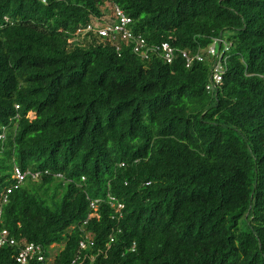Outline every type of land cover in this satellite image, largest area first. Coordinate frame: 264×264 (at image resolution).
<instances>
[{"label": "trees", "instance_id": "1", "mask_svg": "<svg viewBox=\"0 0 264 264\" xmlns=\"http://www.w3.org/2000/svg\"><path fill=\"white\" fill-rule=\"evenodd\" d=\"M114 6L176 61L69 43ZM1 135L0 228L45 264H264V0H0Z\"/></svg>", "mask_w": 264, "mask_h": 264}, {"label": "built area", "instance_id": "2", "mask_svg": "<svg viewBox=\"0 0 264 264\" xmlns=\"http://www.w3.org/2000/svg\"><path fill=\"white\" fill-rule=\"evenodd\" d=\"M132 23V19L127 16L119 7L114 6L110 8V11L105 13L103 18L96 20L93 23L87 25L84 29H79L74 37L69 40V43H78L79 40H83L88 34H93L101 39H105L110 42L119 51L121 44L126 46H132L134 54L144 61L157 58L163 60L166 64H173L176 61L178 51L171 45L170 42H162L160 44H150L142 36L134 35L129 28ZM224 47V51H229L230 44H225L220 37L214 41V44L209 48V53L214 57V64L211 70L210 84L207 89L212 91L216 89V86L222 82L223 75L225 73L224 66L221 63L222 54L221 49ZM181 56L186 63V68H190L194 61H202L200 55L192 56L189 52H181ZM4 136L1 135L0 139ZM29 173H22L19 169L15 168L14 179L17 180L18 185L24 182V179ZM39 174H32L34 179L38 178ZM17 188V187H16ZM12 189L7 190V194L0 195V218L2 215L3 206L8 201V195L11 194ZM98 201H91V208L97 210ZM117 212L123 209V206L117 204ZM91 217H98L96 213H92ZM1 221V220H0ZM86 244L82 242L80 249L84 250ZM5 247H18V252L15 257L18 264H29L33 261L45 264L47 263L46 251L39 244L34 243H22L18 244L13 239L7 230L0 228V249ZM76 259L73 264L76 263Z\"/></svg>", "mask_w": 264, "mask_h": 264}, {"label": "rangeland", "instance_id": "3", "mask_svg": "<svg viewBox=\"0 0 264 264\" xmlns=\"http://www.w3.org/2000/svg\"><path fill=\"white\" fill-rule=\"evenodd\" d=\"M108 6H109V5H104V6L102 7V9L105 10ZM106 12L108 13V12H109V9H107ZM30 117L33 118V115L30 114ZM60 248H61V246H57V249H54L53 253H55L56 251H59Z\"/></svg>", "mask_w": 264, "mask_h": 264}]
</instances>
